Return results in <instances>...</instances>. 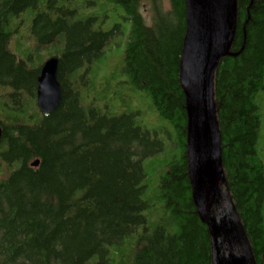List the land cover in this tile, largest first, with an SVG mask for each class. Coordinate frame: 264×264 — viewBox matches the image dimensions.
<instances>
[{
	"label": "trees",
	"instance_id": "trees-1",
	"mask_svg": "<svg viewBox=\"0 0 264 264\" xmlns=\"http://www.w3.org/2000/svg\"><path fill=\"white\" fill-rule=\"evenodd\" d=\"M142 1L0 0V264H213L189 172L187 0H145L150 25ZM51 57L63 100L45 115ZM213 94L227 187L264 264V0H237Z\"/></svg>",
	"mask_w": 264,
	"mask_h": 264
},
{
	"label": "water",
	"instance_id": "water-1",
	"mask_svg": "<svg viewBox=\"0 0 264 264\" xmlns=\"http://www.w3.org/2000/svg\"><path fill=\"white\" fill-rule=\"evenodd\" d=\"M188 26L181 63V84L188 113V156L193 198L209 227L213 264H256L225 180L221 139L214 104V71L229 55L237 22V0H187ZM58 57L41 69L37 105L49 115L63 100ZM4 130L0 126V145ZM39 166V161L32 164Z\"/></svg>",
	"mask_w": 264,
	"mask_h": 264
},
{
	"label": "rangeland",
	"instance_id": "rangeland-1",
	"mask_svg": "<svg viewBox=\"0 0 264 264\" xmlns=\"http://www.w3.org/2000/svg\"><path fill=\"white\" fill-rule=\"evenodd\" d=\"M163 2L168 5V0H163ZM142 13L147 21V24L150 25L151 24V4H149L147 1L143 0L142 1ZM21 36H26L25 32L23 31V33L21 34ZM24 37L21 38H16V40L18 39V41L16 42V45L21 46L23 48H27L29 46L28 43V38H25L26 40H24ZM22 39V40H21ZM19 43V44H17ZM16 46V47H17ZM264 138V135H263ZM264 145V144H263Z\"/></svg>",
	"mask_w": 264,
	"mask_h": 264
}]
</instances>
